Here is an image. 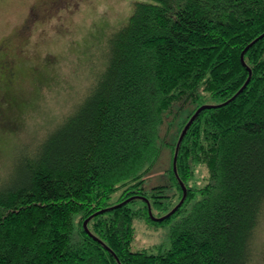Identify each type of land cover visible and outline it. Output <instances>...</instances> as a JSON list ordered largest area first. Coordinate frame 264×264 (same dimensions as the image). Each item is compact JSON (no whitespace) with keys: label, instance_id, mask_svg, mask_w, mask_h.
<instances>
[{"label":"trees","instance_id":"obj_1","mask_svg":"<svg viewBox=\"0 0 264 264\" xmlns=\"http://www.w3.org/2000/svg\"><path fill=\"white\" fill-rule=\"evenodd\" d=\"M263 34L264 0L134 1L72 113L0 178V264H251L264 213V38L246 65L241 55ZM180 105L192 107L180 133L215 107L173 146L170 187L147 191ZM198 165L202 188L189 185ZM183 185L182 205L156 220ZM136 220L165 229V243L134 251Z\"/></svg>","mask_w":264,"mask_h":264},{"label":"rangeland","instance_id":"obj_2","mask_svg":"<svg viewBox=\"0 0 264 264\" xmlns=\"http://www.w3.org/2000/svg\"><path fill=\"white\" fill-rule=\"evenodd\" d=\"M134 1L139 0H0V178L28 145L72 113L103 65L108 33L128 20ZM191 112L180 105L165 120V146L146 176L147 191L170 187L173 146ZM207 180L206 167L198 165L189 185L202 188ZM169 192V201L179 202L180 192ZM134 228V251H155L165 243L163 228L142 220ZM254 247L251 264H264V213Z\"/></svg>","mask_w":264,"mask_h":264},{"label":"water","instance_id":"obj_3","mask_svg":"<svg viewBox=\"0 0 264 264\" xmlns=\"http://www.w3.org/2000/svg\"><path fill=\"white\" fill-rule=\"evenodd\" d=\"M262 38H264V34L262 35V36H260L258 39H256L252 44H250L245 50H244V52L242 53V55H241V61H242V63L244 64V65H246L245 64V62H244V54L247 52V50L253 45V44H255L258 40H260V39H262ZM249 73H250V75H251V71H250V69H249ZM249 81H250V78L248 79V81L246 82V84H245V86H247V84L249 83ZM245 86L243 87V88H245ZM243 90V89H242ZM241 92V91H240ZM213 107H215V106H203V107H201L200 109H198L197 110V112L193 115V117L190 119V121L188 122V124L186 125V127L184 128V130L182 131V133H181V135H180V138H179V141H178V145H177V151H178V149H179V147H180V144H181V142L183 141V139H184V137H185V135H186V133H187V131H188V129H189V127L191 126V124L194 122V120L196 119V117L203 111V110H205V109H209V108H213ZM177 154V153H176ZM176 161H177V155L175 156V158H174V169H176ZM182 188H183V198H182V200H181V202L179 203V205L169 214V215H167L166 217H163V218H161V219H156V220H159V221H163L164 219H166V218H168L169 216H171L174 212H176V210L182 205V203L184 202V200L186 199V197H187V189H186V187L183 185L182 186ZM155 219V218H154ZM87 222H88V220L84 223V227L86 228L87 227Z\"/></svg>","mask_w":264,"mask_h":264},{"label":"flooded vegetation","instance_id":"obj_4","mask_svg":"<svg viewBox=\"0 0 264 264\" xmlns=\"http://www.w3.org/2000/svg\"><path fill=\"white\" fill-rule=\"evenodd\" d=\"M12 75H13V73H10V75H9V78H10V79H11Z\"/></svg>","mask_w":264,"mask_h":264}]
</instances>
